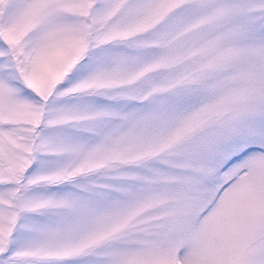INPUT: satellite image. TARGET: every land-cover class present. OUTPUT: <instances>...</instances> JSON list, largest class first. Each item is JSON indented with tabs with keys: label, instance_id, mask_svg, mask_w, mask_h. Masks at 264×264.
I'll use <instances>...</instances> for the list:
<instances>
[{
	"label": "snow or ice",
	"instance_id": "obj_1",
	"mask_svg": "<svg viewBox=\"0 0 264 264\" xmlns=\"http://www.w3.org/2000/svg\"><path fill=\"white\" fill-rule=\"evenodd\" d=\"M0 264H264V0H0Z\"/></svg>",
	"mask_w": 264,
	"mask_h": 264
}]
</instances>
